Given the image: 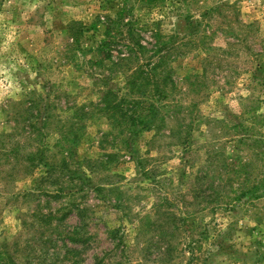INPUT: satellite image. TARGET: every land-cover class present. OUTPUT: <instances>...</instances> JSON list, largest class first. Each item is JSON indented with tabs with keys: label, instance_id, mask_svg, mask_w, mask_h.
<instances>
[{
	"label": "rangeland",
	"instance_id": "374dc122",
	"mask_svg": "<svg viewBox=\"0 0 264 264\" xmlns=\"http://www.w3.org/2000/svg\"><path fill=\"white\" fill-rule=\"evenodd\" d=\"M130 37L145 47L149 64L173 55L184 107L179 122L162 125L167 109L161 100L152 102L158 115L125 137L114 130L106 136L112 128L105 117L87 121L72 150L79 185L88 193L50 203L24 199L45 168L9 186L1 180L0 239L21 236L23 247L28 237L38 238L31 226L38 207L60 216L73 210L61 228L79 230L77 206L70 208L76 202L89 211L86 231L93 236L90 248L69 245L79 250L80 264L104 253L108 264H155L162 211L183 220L173 264H264V0H0V134L12 130L7 105L33 99L49 90L45 86L79 104L96 102L99 87L121 88L127 66L111 69L112 61L129 56ZM106 40L120 43L109 61ZM204 68L208 78L196 81ZM181 126L188 141L166 145L162 139ZM209 173L212 185L196 190L199 176L206 183ZM97 187L105 188L103 196ZM242 187L251 193L243 196ZM222 190L214 198L219 201H204ZM120 239L125 252L113 250Z\"/></svg>",
	"mask_w": 264,
	"mask_h": 264
},
{
	"label": "trees",
	"instance_id": "16d2710c",
	"mask_svg": "<svg viewBox=\"0 0 264 264\" xmlns=\"http://www.w3.org/2000/svg\"><path fill=\"white\" fill-rule=\"evenodd\" d=\"M134 40H136L135 37H130L129 43L132 44H128L129 56L118 57L115 62L112 61L111 69L121 70L122 65L127 66L122 71L125 74L123 86L116 91L99 87V98L96 102L83 104L72 102L69 95L62 93L56 86H45V89H49L47 92L40 93L33 99L20 101L15 104V107L7 105L5 111L13 125L10 132L0 134V181H4L9 186L15 179L35 177L39 170L45 168L44 172L41 171L42 176L37 177L32 182V186L21 195L24 199L36 198L41 201L45 197L50 203L70 199V197L78 198L88 192L79 185L82 181L77 175L78 161L74 160L72 147L81 140L87 121L98 116L105 117L112 128L106 136L111 135L114 130L113 133L119 132L120 136L125 137L127 131L132 132V128L134 129L137 124L144 125L149 117L158 115V107L152 102L161 100L162 108L167 109L166 115L162 116V125L166 126L167 121L179 122L178 112L184 107L171 66L173 55H162L159 63L149 64L152 60L147 59V53L143 52L145 47ZM118 44L109 40L104 42L103 52L106 54L104 60L115 59L111 50L113 45L118 46ZM168 46L169 43L162 38V47ZM69 58L73 59V56ZM132 61L135 63L130 65ZM204 63L210 64L211 59L207 57ZM161 69L162 73H159ZM203 71L202 75L194 76L196 81L208 78V71L205 68ZM103 81L106 82L107 79ZM182 128L183 126L176 129L174 127L175 131L162 139L167 141L166 145H171L172 142L185 144L188 141V137L181 131ZM135 132L136 130L133 131ZM53 137L54 143L51 145L50 140ZM110 162L112 160H107V163ZM234 173L235 176L240 177V171ZM210 177L209 173L205 183V177L200 175L196 190H201L204 186L210 187L212 185L208 183ZM223 188H227V183ZM243 188H241L243 196L251 193L250 189ZM95 191L103 196L105 188L97 187ZM223 192L224 190L217 192L213 199L204 197V201L207 204H213L219 201L214 198ZM165 203H162V210ZM78 204L74 202L70 208L77 206V214H80L82 221L80 231L75 227L72 231L61 228L66 216L73 210L60 216L59 211L54 212L50 209L44 213L38 207L32 215L34 220L31 225L38 231V238L33 237L29 240L28 237L23 247L17 240L21 239V236L15 239L16 241L0 239V264H64L72 257L74 258L72 264H80L79 250L70 248L69 245L78 244L90 248L93 236L86 231L90 221L89 211L86 207L81 208L82 204ZM156 213L160 217V210ZM176 218L175 213L162 211V234L159 236V241L162 240V249L160 248L161 256L157 257L155 264H173L174 262L178 245L184 239L183 220L176 223ZM156 224L157 222H154L151 227L155 228ZM123 240L120 239L114 251L125 252ZM153 241L154 237L147 242L150 245ZM111 254L113 253L109 255ZM107 260V253H104L102 257L96 256L93 264H108ZM117 264L131 263L129 260H124Z\"/></svg>",
	"mask_w": 264,
	"mask_h": 264
}]
</instances>
